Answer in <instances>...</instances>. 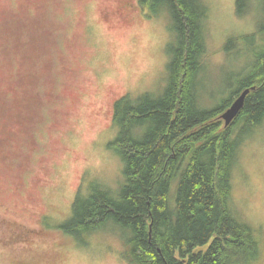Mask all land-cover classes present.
Returning a JSON list of instances; mask_svg holds the SVG:
<instances>
[{
	"label": "rangeland",
	"instance_id": "1",
	"mask_svg": "<svg viewBox=\"0 0 264 264\" xmlns=\"http://www.w3.org/2000/svg\"><path fill=\"white\" fill-rule=\"evenodd\" d=\"M202 1L198 101L211 108L246 60L240 41L225 52L228 38L259 30L264 42V0L240 16L236 0ZM149 14L138 0H0V264H131L125 228L108 222L77 240L59 227L80 183L83 193L98 181L114 194L123 181L110 146L114 100L166 85L169 16ZM262 122L241 138L229 199L258 242L253 264H264Z\"/></svg>",
	"mask_w": 264,
	"mask_h": 264
},
{
	"label": "trees",
	"instance_id": "2",
	"mask_svg": "<svg viewBox=\"0 0 264 264\" xmlns=\"http://www.w3.org/2000/svg\"><path fill=\"white\" fill-rule=\"evenodd\" d=\"M235 2L237 15H245L251 0ZM138 3L149 15L164 10L169 16L174 39L166 85L160 95L143 92L130 98L126 93L114 102L112 119L119 131L110 146L123 164V181L114 194L98 181L83 193L80 183L70 219L59 228L77 240L108 222L125 228V257L131 264H253L258 242L252 229L233 217L229 199L241 138L264 120L259 30L228 38L225 52L229 47L239 51L235 44L240 41L245 63L231 74L219 101L203 108L208 105L198 101V86L206 67V3ZM245 89L242 108L224 126L220 114Z\"/></svg>",
	"mask_w": 264,
	"mask_h": 264
},
{
	"label": "water",
	"instance_id": "3",
	"mask_svg": "<svg viewBox=\"0 0 264 264\" xmlns=\"http://www.w3.org/2000/svg\"><path fill=\"white\" fill-rule=\"evenodd\" d=\"M249 89L243 90L232 102L231 104L220 114V118L224 122V126H228L233 119L237 116L240 109L244 104V99L248 93Z\"/></svg>",
	"mask_w": 264,
	"mask_h": 264
},
{
	"label": "flooded vegetation",
	"instance_id": "4",
	"mask_svg": "<svg viewBox=\"0 0 264 264\" xmlns=\"http://www.w3.org/2000/svg\"><path fill=\"white\" fill-rule=\"evenodd\" d=\"M126 94V93H125ZM120 98V97H119ZM118 98H116L115 100H114V102L117 100ZM114 102L112 103V113H113V104H114Z\"/></svg>",
	"mask_w": 264,
	"mask_h": 264
}]
</instances>
